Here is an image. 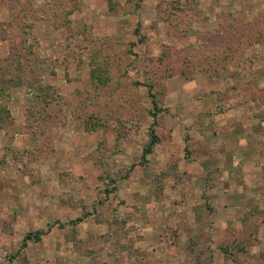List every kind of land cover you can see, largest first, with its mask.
Wrapping results in <instances>:
<instances>
[{
    "label": "rangeland",
    "instance_id": "1",
    "mask_svg": "<svg viewBox=\"0 0 264 264\" xmlns=\"http://www.w3.org/2000/svg\"><path fill=\"white\" fill-rule=\"evenodd\" d=\"M0 106V264H264V0H0Z\"/></svg>",
    "mask_w": 264,
    "mask_h": 264
},
{
    "label": "trees",
    "instance_id": "2",
    "mask_svg": "<svg viewBox=\"0 0 264 264\" xmlns=\"http://www.w3.org/2000/svg\"><path fill=\"white\" fill-rule=\"evenodd\" d=\"M26 41V39H24L23 40V42H25ZM21 61L22 60V58L20 57V58H18V59H16V61ZM17 61V64H18V66H20V62H18ZM150 97H152V96H150ZM151 103H152V105H153V109H156V103L155 102H152L151 101ZM0 108H1V110L2 109H5V108H3V107H1L0 106ZM6 110V109H5ZM6 112H7V110L5 111V114H6ZM157 113H159V110H157ZM154 117H156L157 116V114L156 113H154V115H153ZM7 118H8V116H6ZM2 118V117H1ZM1 118H0V128H2V126H3V123H2V120H1ZM150 135H151V141H150V143L148 144V146L143 150V152H142V158H144L145 157V155H147L148 153H150L151 151H152V149H153V146H154V144L156 143V139H157V136H156V134H155V132L153 131V130H151L150 131ZM34 239L35 241H39L40 239L38 238V236L37 235H31V234H28L25 238H23V241L25 242V241H27V240H31V239Z\"/></svg>",
    "mask_w": 264,
    "mask_h": 264
}]
</instances>
